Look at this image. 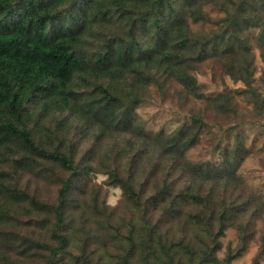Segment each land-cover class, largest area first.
<instances>
[{"label":"trees","instance_id":"1","mask_svg":"<svg viewBox=\"0 0 264 264\" xmlns=\"http://www.w3.org/2000/svg\"><path fill=\"white\" fill-rule=\"evenodd\" d=\"M209 2L217 0H0V264H27L34 257L39 264H59L68 245L66 210L73 192L83 193L91 161L102 156L113 161L104 170L110 182L119 185L141 211L140 226L132 220L119 241L120 264H231L254 240L256 232L237 219L246 213L261 218L264 196L242 189L237 170L247 150L238 127L258 124L257 117L264 115V71L259 85H254L247 34L251 28L258 29L252 37L264 63V0H225L224 5L233 9L223 10L217 31L192 38L188 20L208 21L203 5ZM213 53L241 56L236 66L231 62L225 71L243 81L244 86L233 93L252 104L253 111L241 112L228 91L212 96L213 110L237 119L225 130L234 134L233 141L230 146L215 142L213 150L221 156L217 164H195L185 154L208 123L191 113L172 132L149 135L136 121L135 108L144 97L133 90V83L158 85L153 71L161 70L201 98L190 69ZM124 82L126 91L119 87ZM90 138L94 144L81 149L79 145ZM106 141L110 142L103 150ZM148 147L158 158L186 163L180 171H187L191 191L174 192V182L167 180L169 170L178 168L173 166L165 173L161 169V186L141 198L144 182L135 190L132 171L137 156ZM126 154L128 166L120 170L118 158ZM55 166L67 175H57ZM22 173L58 182L54 201L40 199L27 185L19 184ZM201 184L208 185L206 192ZM187 200L202 210L182 213L179 204ZM148 205L167 215L164 225L159 226L161 216L154 221L148 218ZM22 209L29 217V234L9 233L4 226L18 227ZM182 216L188 217V224L176 223L180 236H170V225ZM230 222L236 224L238 246L228 247L219 259V237ZM259 246L260 257L264 233Z\"/></svg>","mask_w":264,"mask_h":264},{"label":"rangeland","instance_id":"2","mask_svg":"<svg viewBox=\"0 0 264 264\" xmlns=\"http://www.w3.org/2000/svg\"><path fill=\"white\" fill-rule=\"evenodd\" d=\"M221 1L217 0L216 4L212 2L204 3L203 15L208 16V21L194 22L188 20V32L192 38H204L209 36V34L213 35V32L217 31L218 25L216 21L224 15L223 10L225 8L228 10L233 9L232 6L224 5L225 0ZM257 31V28H251L247 32L248 36L251 37L249 43L253 57L251 68L253 70L252 78L254 85H259V77L264 71V63L260 57V48L256 40L253 39ZM91 44L93 45L90 46L94 47L95 43ZM239 58L241 56L237 53L228 56H219L217 53H213V55H209L204 60L194 63L190 72L196 78L199 90L203 94L201 98H197L186 92L181 83L172 76L162 73L161 70L153 71V76L159 82L158 85L153 81L147 84L134 82L133 90L138 95L144 97L136 105V121L143 123V130L149 135L159 131L168 134L182 125L185 120L187 121L189 114H200L209 126L201 129L194 146L186 151L185 158L193 161L192 163L195 164L204 161L217 164L220 162L221 156L216 150H213V145L217 140L221 141L223 145H231L234 134H226L225 130L234 123H237V119L231 113L229 114L223 110H213L210 107L209 99L218 92L228 91L230 96H234L233 99L241 112L249 114L253 111L252 104L247 103L244 98L233 93L234 89L244 86L243 81L233 79L225 71L226 65H229L231 62H234L235 65ZM119 87H123V91L129 89L126 82ZM261 90L264 94V89ZM257 118L261 124H264V115H260ZM260 123H242L238 127L239 139L245 145L247 151L240 162L237 173L241 177L242 189L245 193L264 196V128ZM109 142H105L103 150L108 148ZM93 144L94 141L90 138L89 140H84L79 147L81 149L88 148V146ZM79 156L77 154L74 157L75 160ZM91 162H93V168L84 177V181L82 182L83 193L75 190L73 192L75 197L71 199L66 210L67 224L65 234L68 237V245L66 251L62 254L59 264H120L119 241L122 242L128 233L132 220L136 221L137 227L141 224V219H139L141 211H138L133 203H131L119 185L110 182L108 174L104 171L105 167H107V162L113 161H107L102 156V160L96 159ZM98 162H102L103 166H98ZM118 162H120L119 169L125 170L128 166L127 154L123 158H118ZM153 163H158V165L155 167L152 165ZM183 164L186 163L182 159L173 158L172 162V160L158 158L152 147L146 148L137 156L136 167L132 171L136 180L135 190L138 191V184L144 182L141 198H145V196L154 191L156 186H161L163 179V170L161 169L164 168L165 173V169L168 167L178 166L177 169L169 170L168 182L171 184L174 182V192L180 189L185 192L191 191L187 171L186 173L180 171V165ZM55 168L57 175H67L66 171L65 173L59 167L55 166ZM151 175L152 179H150ZM57 183L44 176L34 177L28 173H22L19 181V184L22 186H28L27 190L29 192L48 202L54 201L58 187ZM201 187L204 192L208 190L207 184H201ZM149 206L146 213L148 218L154 221L157 217L161 216L159 226L164 225L165 222H162V220H166L168 218L167 215H162L160 209L152 210L153 207ZM179 207L182 213L187 214L188 212H200L202 210L201 207L188 200L181 202ZM23 210L25 209H22L18 214L20 223L18 227L14 225L4 226L5 230H8L9 233L13 230H18L19 233L29 234L28 229H26L29 217ZM21 212L23 214H20ZM238 215L242 214H237L236 217ZM182 218L178 220L179 222L174 221L170 225V236L175 238L180 236L177 224L182 225L184 222L188 224L189 221L186 216H182ZM237 222L248 223V230L253 229L256 233L254 240L249 242L239 256L232 259L231 264H253L256 260H258V264H264V253L262 256H258L260 236H263L264 233V215L261 218H253L246 213L240 216ZM219 242L220 249L217 252V257L222 259L228 247L235 250L238 246L236 224L230 222L226 226L224 234L219 237ZM27 264H39V260L34 257L33 261Z\"/></svg>","mask_w":264,"mask_h":264}]
</instances>
